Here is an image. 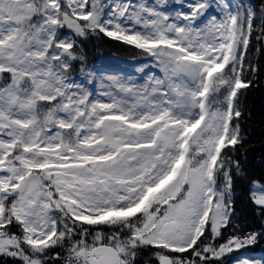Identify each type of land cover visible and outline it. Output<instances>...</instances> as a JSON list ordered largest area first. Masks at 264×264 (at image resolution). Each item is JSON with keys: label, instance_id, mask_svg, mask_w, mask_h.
I'll list each match as a JSON object with an SVG mask.
<instances>
[{"label": "snow or ice", "instance_id": "1", "mask_svg": "<svg viewBox=\"0 0 264 264\" xmlns=\"http://www.w3.org/2000/svg\"><path fill=\"white\" fill-rule=\"evenodd\" d=\"M258 91L264 0H0V264H264Z\"/></svg>", "mask_w": 264, "mask_h": 264}, {"label": "trees", "instance_id": "2", "mask_svg": "<svg viewBox=\"0 0 264 264\" xmlns=\"http://www.w3.org/2000/svg\"><path fill=\"white\" fill-rule=\"evenodd\" d=\"M107 39V38H105ZM116 42H100L92 49V62L95 64L100 58L106 56H115L122 59H134L132 53L125 51L124 47H114ZM134 51V50H133ZM248 119L246 120L245 135L248 138L247 160L249 166L254 169L256 174H260L261 169L257 167L264 162V92H256L247 98ZM239 191V189H238ZM251 219V214L247 210H241L239 213V224L247 227ZM249 256L264 257V244L255 246L246 253Z\"/></svg>", "mask_w": 264, "mask_h": 264}, {"label": "rangeland", "instance_id": "3", "mask_svg": "<svg viewBox=\"0 0 264 264\" xmlns=\"http://www.w3.org/2000/svg\"><path fill=\"white\" fill-rule=\"evenodd\" d=\"M128 60L129 61L113 58V57H104L99 61H97L95 65L98 68H101L109 72H120L121 70L124 71L133 70L131 66L136 63V60L133 59H128Z\"/></svg>", "mask_w": 264, "mask_h": 264}]
</instances>
